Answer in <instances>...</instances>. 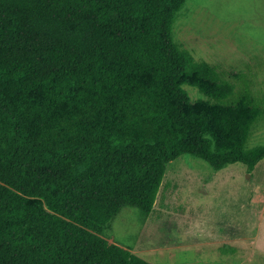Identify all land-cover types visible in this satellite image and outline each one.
Wrapping results in <instances>:
<instances>
[{
    "label": "trees",
    "instance_id": "16d2710c",
    "mask_svg": "<svg viewBox=\"0 0 264 264\" xmlns=\"http://www.w3.org/2000/svg\"><path fill=\"white\" fill-rule=\"evenodd\" d=\"M185 2L0 0V264H151L102 234L170 162L264 159V96L174 40Z\"/></svg>",
    "mask_w": 264,
    "mask_h": 264
},
{
    "label": "rangeland",
    "instance_id": "374dc122",
    "mask_svg": "<svg viewBox=\"0 0 264 264\" xmlns=\"http://www.w3.org/2000/svg\"><path fill=\"white\" fill-rule=\"evenodd\" d=\"M174 40L227 77L244 73L264 96V0H186ZM191 103L206 98L185 86ZM264 144V119L249 146ZM151 264H264V159L215 171L182 155L167 165L153 212L123 207L102 234Z\"/></svg>",
    "mask_w": 264,
    "mask_h": 264
}]
</instances>
